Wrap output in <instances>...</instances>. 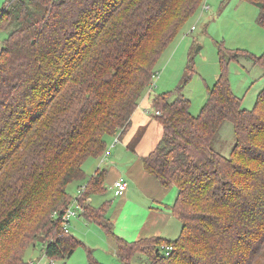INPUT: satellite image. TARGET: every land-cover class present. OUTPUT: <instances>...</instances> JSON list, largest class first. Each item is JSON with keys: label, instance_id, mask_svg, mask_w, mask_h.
Wrapping results in <instances>:
<instances>
[{"label": "trees", "instance_id": "obj_1", "mask_svg": "<svg viewBox=\"0 0 264 264\" xmlns=\"http://www.w3.org/2000/svg\"><path fill=\"white\" fill-rule=\"evenodd\" d=\"M247 1L264 28V0ZM202 2L7 0L0 8L7 31L0 45V264L15 248L22 257L15 264L25 262L26 243L15 236L26 225L48 226L40 240L48 257H70L81 241L64 231L63 215L75 199L113 238L121 264H264V86L244 108L226 70L239 57L264 70V51L219 48V75L196 115L182 85L151 98L163 133L143 165L163 187L177 188L175 239L117 236L108 204L86 201L103 190L105 170L77 196L66 190L85 179L86 159L105 154L107 138L127 129L159 56ZM225 121L235 137L228 154L215 147ZM89 264L105 263L90 257Z\"/></svg>", "mask_w": 264, "mask_h": 264}, {"label": "rangeland", "instance_id": "obj_2", "mask_svg": "<svg viewBox=\"0 0 264 264\" xmlns=\"http://www.w3.org/2000/svg\"><path fill=\"white\" fill-rule=\"evenodd\" d=\"M6 1L0 0V8ZM257 16L258 8L247 0H203L159 56L151 93L154 95L174 91L176 87L182 85L181 92L190 101L191 113L198 114L207 98L208 88L213 85L220 72L219 48L225 54L238 51L258 56L264 51V28L257 22ZM6 35L7 31L0 22V45ZM187 65L191 66L189 72L186 70ZM226 70L230 87L234 94L241 99V106L251 109L257 93L264 86V70L259 65H254L249 59L242 57L230 59ZM187 74L189 76L184 82ZM234 140L233 126L231 122L225 121L217 133L215 147L223 154H228ZM108 148L109 150L112 148L109 138L107 140ZM93 163V157L87 158L84 162L83 169L86 174L84 181L92 173L89 164ZM82 185L83 181L81 180L70 182L66 186L67 193L73 197L77 196L78 189ZM172 187L176 189L174 185ZM94 198V204H99L96 202L97 198H100V203L103 199L108 201V213L118 202V196H114L109 189L103 196L95 195ZM141 199L135 194L132 195L129 202L125 204L116 225L134 226L137 229L133 233L137 234L143 218L138 219L136 224L134 220L132 221V212L137 208L136 202H141L138 208L146 216L152 210L148 207L149 204L144 203L146 199L142 197ZM72 207L75 209L76 215L70 218L66 227L70 234L81 241L72 255L66 259L48 257L44 253L40 241L49 237L48 226L26 225L15 236L16 240L21 239L23 244L26 243L25 249L23 248L25 262L19 264H89L90 257L105 264H121L113 238L106 234L97 222L87 220L80 207L75 205ZM154 211L152 210V212ZM131 221L130 225H125ZM171 221L170 225H164V227L162 225L161 229L162 234L167 238H175L178 235V233L173 235L176 228L177 232H180L181 229V223L175 216L171 218ZM113 231L120 235L117 233L120 232L119 227ZM126 239L134 240L129 237ZM13 256L7 254L2 264H15L19 258L22 259L20 251H17L16 248ZM136 261L135 257L132 263Z\"/></svg>", "mask_w": 264, "mask_h": 264}, {"label": "crops", "instance_id": "obj_3", "mask_svg": "<svg viewBox=\"0 0 264 264\" xmlns=\"http://www.w3.org/2000/svg\"><path fill=\"white\" fill-rule=\"evenodd\" d=\"M151 91L152 89L147 90L140 98L137 107L131 115L127 129L122 134L117 133L108 137L109 143L112 146L110 150L109 148L107 149L109 153L107 155L103 154L99 157H93L94 163L89 164L92 173L88 178L93 175L96 170L102 169L105 170V172L103 190L90 194L86 201L89 206L98 208L108 204V201L103 199L100 203V198H97L96 202L99 204H94L95 195L103 196L106 190L109 189L114 196H118V202L109 213L106 211V217L111 221L113 230L119 227L120 232L117 233L122 236L116 235L124 239L129 237L130 239L136 240L141 237L149 236L167 238L161 232L162 225L163 227L164 225H170L172 222L171 218L175 216L172 211V205L177 196V188L175 187L176 189H174L172 186L169 188L163 187L153 175L145 170L143 165V159L153 151L163 133L162 125L154 115L155 113L152 109L151 98L153 94ZM115 139L117 140L114 141ZM119 177H123L127 182V188L122 195L117 194L114 187V181ZM87 179L86 181H84V179L81 180L83 181L82 186L87 183ZM133 194L137 195L140 199L141 197L146 199L147 202L145 201L144 203L149 204L148 207L155 210L154 212L151 210L146 216L145 213L138 208L141 202H136L137 208L132 212V221L134 220L136 224L138 219L143 218L140 222L139 226L141 227L137 234L133 233L137 228L130 225L132 221L125 224L130 226L122 227L121 225H116L120 219L122 210L125 208V204L129 202ZM109 201L112 202V200ZM177 233L179 234L176 228L173 235H177Z\"/></svg>", "mask_w": 264, "mask_h": 264}, {"label": "built area", "instance_id": "obj_4", "mask_svg": "<svg viewBox=\"0 0 264 264\" xmlns=\"http://www.w3.org/2000/svg\"><path fill=\"white\" fill-rule=\"evenodd\" d=\"M192 28H193V26H192ZM152 87H153V82L151 83V85H150V87H149V90H151ZM156 113H158V111H156ZM116 140H117V139H115L114 141H116ZM108 153H109V151L106 150V151H105V155H107ZM114 187H115V189H116L117 194L122 195V194L125 192L126 188H127V182H126V180H125L123 177H119V178H117V179L114 181ZM83 189H84L83 186L80 187V188L78 189V194H79L80 192H82ZM72 205H75L76 207H79V205H78V203H77V201H76V199H75L74 202H73V204H71V205L68 207L66 213L63 215V229H64L65 232L68 231V229H67V227H66V223L69 222V220H70V218H71L72 216H75V215H76V211H75V209L72 207ZM172 249H173V246H172L171 244H167V245L164 247V251H165L166 254H169L170 251H171Z\"/></svg>", "mask_w": 264, "mask_h": 264}]
</instances>
